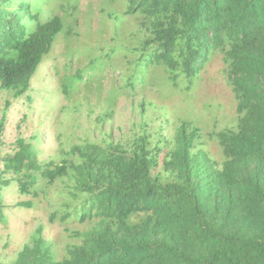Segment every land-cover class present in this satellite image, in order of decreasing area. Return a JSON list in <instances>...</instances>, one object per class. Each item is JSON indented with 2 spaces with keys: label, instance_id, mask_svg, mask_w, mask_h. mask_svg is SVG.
<instances>
[{
  "label": "trees",
  "instance_id": "trees-1",
  "mask_svg": "<svg viewBox=\"0 0 264 264\" xmlns=\"http://www.w3.org/2000/svg\"><path fill=\"white\" fill-rule=\"evenodd\" d=\"M47 1L0 0V88L15 97L29 91L62 30L57 16L42 22ZM125 3L147 32L143 72L161 66L168 82L189 88L212 51L221 53L237 115L234 129L215 135L223 161L200 149V129L185 120L171 138L140 125L125 141L108 135L75 145L57 164H39L19 141L3 173L20 176L22 194L39 178L63 182L90 227L59 259L37 228L11 264H264V0ZM7 185L0 177V193ZM2 208L0 197V223Z\"/></svg>",
  "mask_w": 264,
  "mask_h": 264
},
{
  "label": "rangeland",
  "instance_id": "rangeland-1",
  "mask_svg": "<svg viewBox=\"0 0 264 264\" xmlns=\"http://www.w3.org/2000/svg\"><path fill=\"white\" fill-rule=\"evenodd\" d=\"M30 2L31 0H26ZM43 21L57 16L62 30L55 37L22 96L0 88V177L9 181L0 197V262L11 264L37 228L56 259L65 248L79 244L77 232L88 230L79 222L81 202L68 195L61 181L47 184L39 178L30 194L19 192L20 176L3 173L2 159L29 144L39 164L61 163L75 145L128 140L144 125L153 137L171 138L180 120L200 129V149L221 163L215 135L234 129L236 101L226 77V65L212 51L192 85L167 80L155 64L138 67L141 40L147 32L139 15H126L125 0H48ZM35 191L36 195H32ZM34 193V192H33ZM30 202L29 208L22 203ZM54 214V217L52 215Z\"/></svg>",
  "mask_w": 264,
  "mask_h": 264
}]
</instances>
